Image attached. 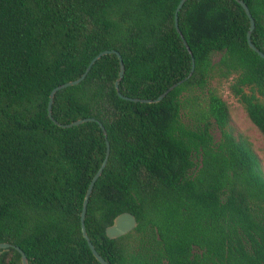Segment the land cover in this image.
<instances>
[{"label": "trees", "instance_id": "16d2710c", "mask_svg": "<svg viewBox=\"0 0 264 264\" xmlns=\"http://www.w3.org/2000/svg\"><path fill=\"white\" fill-rule=\"evenodd\" d=\"M0 0V243L28 264H100L81 232L87 187L110 152L88 200L87 235L108 264H264V172L235 134L218 87L264 136V60L247 44L249 19L235 0ZM264 53V0H243ZM214 131L220 136L216 140ZM128 212L137 226L109 239ZM0 264H21L0 250Z\"/></svg>", "mask_w": 264, "mask_h": 264}, {"label": "water", "instance_id": "95a60500", "mask_svg": "<svg viewBox=\"0 0 264 264\" xmlns=\"http://www.w3.org/2000/svg\"><path fill=\"white\" fill-rule=\"evenodd\" d=\"M186 1L187 0H180L179 1L178 5L175 9V13H174V24H175V29H176L177 33L180 35V38H181L184 46L186 47V49L188 50V52L191 55V51L189 50V47H188V45H187L182 33L179 30V27H178V13L182 9V7ZM235 1L242 7V9L244 10V12L246 13V15L249 19V29H248L247 35H246L247 44L252 51H254L261 59L264 60V53L261 50H259L251 41V32L253 31V29L255 27L254 19L252 18L251 13H250L247 5L244 3L243 0H235ZM109 54L116 55L118 58V61H119V74H118V79L115 82V89H116V91H117V93L121 99L131 101V102H139V103H147V104H153V103L160 102L173 89L177 88L178 86L183 84L185 81H187L191 77V75L193 74L194 67H195L194 59L192 57L191 69L189 71V74L184 79H182V80L178 81L177 83L171 85L166 91H164L161 95H159L154 100L128 98V97L121 95L119 93V90H118V83L124 75V64H123L122 57L117 51L105 50V51L98 53L95 57H93V59L89 62L85 71L82 73V75L79 78H77L76 80L61 84L59 86H56L49 93L48 102H47V115L51 121H53L54 123H56L58 126H60L62 128H72V127H75V126H78V125H81V124H84L87 122H96L100 126V128L102 129L103 134L105 136V146H106L105 156H104V159H103L99 169L93 175V177L91 178V181L87 187V190H86V193H85V196L83 199V203H82L81 214H80L81 232H82L83 238L86 240L87 245H88L92 255L100 264H108V263L97 253L93 244L91 243V241L87 235L86 229H85L84 220H85V216H86L89 197L92 193V190L94 188L95 183L101 177V175H102V173L106 167L109 152H110V145L106 139V131H105V128L103 127V125L99 121H96L95 119H92V118L79 119V120L73 121V122L68 123V124L57 123L52 117V104H53L54 96L57 92H59L63 89H66V88L80 84L86 78L91 67L101 57H103L105 55H109ZM136 226H137V221H136L135 216L132 215L131 213L124 212V213H121L114 218L113 223L105 229V233L109 239H116V238H119V237H122V236L128 234L129 232L134 230L136 228ZM9 249H14L20 254L21 264H28V259L25 255V253L19 247H16V246H14L12 244H8V243H0V250L8 251Z\"/></svg>", "mask_w": 264, "mask_h": 264}, {"label": "rangeland", "instance_id": "374dc122", "mask_svg": "<svg viewBox=\"0 0 264 264\" xmlns=\"http://www.w3.org/2000/svg\"><path fill=\"white\" fill-rule=\"evenodd\" d=\"M218 91L226 102L230 114V126L235 134L245 138L251 148L258 156L264 172V136L251 123L243 106L231 95L228 89V83L224 82L218 87ZM214 137L219 139V132L214 131Z\"/></svg>", "mask_w": 264, "mask_h": 264}]
</instances>
